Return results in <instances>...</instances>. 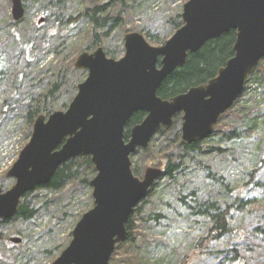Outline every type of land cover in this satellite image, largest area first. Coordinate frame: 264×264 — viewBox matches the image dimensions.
Instances as JSON below:
<instances>
[{
    "label": "water",
    "instance_id": "obj_1",
    "mask_svg": "<svg viewBox=\"0 0 264 264\" xmlns=\"http://www.w3.org/2000/svg\"><path fill=\"white\" fill-rule=\"evenodd\" d=\"M23 14L21 0H11L12 18L18 21ZM180 16L181 26L161 45L131 31L124 35L120 58L108 57L102 47L77 55L73 65L87 71L86 78L66 109L35 119L28 142L6 172L13 183L5 190L0 185L2 220L15 216L21 197L48 184L63 163L90 157L92 206L50 264H110L116 245L128 237L133 208L163 175L162 169L147 167L141 178L136 176L130 156L147 148L160 128L173 126L176 115H181L182 142L208 137L264 58V0H186ZM231 30L233 56L215 77L170 99L158 96L164 79L185 64L189 53ZM138 111L145 117L125 139V126ZM21 240L9 238L14 244Z\"/></svg>",
    "mask_w": 264,
    "mask_h": 264
},
{
    "label": "rangeland",
    "instance_id": "obj_2",
    "mask_svg": "<svg viewBox=\"0 0 264 264\" xmlns=\"http://www.w3.org/2000/svg\"><path fill=\"white\" fill-rule=\"evenodd\" d=\"M21 2L24 7V14L23 20L17 26V31L24 34L25 30L35 23L40 11L36 10L38 0H21ZM184 2V0H143L125 21L124 29L131 31L143 29L153 40H149L150 44L161 45L174 33L170 18L173 14L182 12ZM84 5L85 3H81L80 7ZM11 18V0H1L0 42L7 41L10 43L6 46L9 64L11 66L12 63L15 72L20 71L24 75L20 92L25 95L34 91L46 93L47 87L44 85L36 87L38 78L34 79L33 76L38 72H40L39 78L52 76V71L45 73L46 69H43L51 58L48 55L49 51H47L49 47L44 46L42 50H34L31 58L29 56V58L20 60L16 55L13 56L15 40L13 38L10 40L11 34L7 32L9 28L4 27ZM43 31L44 29H41L39 35ZM87 32L88 27L85 24L79 29L69 32L60 42L54 40L53 46L58 44V50L61 51L59 61L56 64L67 65L72 60L74 63L77 55L83 52ZM106 40L109 47L115 52L116 58L114 59L120 58L124 52L121 28L116 27L110 30ZM62 60L63 62L60 63ZM262 61L260 67H256L246 82L245 94L241 97L242 102L240 100L233 105L234 113L225 112L222 118L218 120L215 125L216 130L214 131V127L213 132L201 141L204 142V146L201 143L198 145L199 147L203 146L204 151L194 152L191 159L183 162V166L186 168L184 171H176L174 178L169 180L164 175L165 159L163 156L174 153L177 157V147L181 141L182 121L180 116L172 128L158 130L152 136L147 148H139L130 156L131 168L136 169V176L141 178L147 167L160 168L163 170V175L152 185L147 196H144L133 208V210L136 208V211L133 213L134 215L132 214L131 219L134 225L132 235L126 241L116 245L111 264H179L184 257L190 254L197 238L205 235L208 218L193 213L192 205L194 204L191 202V196L187 197L186 202H180L178 192L183 184V187L193 190V196L199 201L207 197H218L219 200L223 201L227 198L224 185L235 188V186L243 183L246 184L243 192L246 199L245 203L254 204L261 198L264 193V162L259 169L257 168L259 160L264 154V137L260 139V127L255 131H249V124H252V119L248 117V113L251 104L254 105L255 101L264 102V59ZM51 64L54 65L55 63L52 62ZM52 67L51 70L54 69ZM79 70L82 71V74L77 75L79 81L76 85L87 76V71ZM15 72L13 70V75ZM63 94L61 92L55 95L54 101L57 104H66V107L55 110H64L68 107L72 98L69 99ZM11 95H13V91L9 84L0 87V102ZM240 109L243 111L239 112ZM17 112L19 114L14 117ZM23 117V110H15L9 118L0 120V180L6 177V172L15 162L19 151L30 137L27 132V125L22 122ZM219 148L222 150H218ZM254 170L258 171L254 180L250 181V173ZM209 172L211 174L208 176ZM5 186L8 188L11 184ZM51 195L52 193L47 194L46 198L52 197ZM89 197H91L90 186L89 189H83L78 194L71 206L69 204L64 205V208L68 210V218L63 223L58 222L56 228L61 229V231L56 242L45 240L42 236L39 242H36L39 256L29 259L26 264H50L54 260L52 257L58 253L55 249L57 244L67 243L68 239L70 241L71 237L69 236H71L70 233L75 225L73 222L91 208L92 199L90 200ZM235 209L232 219L234 226L250 228L257 212L250 211L245 205ZM55 214L58 213L55 212ZM55 214H47L40 220L41 230L58 221ZM150 214H159V218H151ZM10 228L4 234L8 237L15 236V224L11 225ZM39 230L36 227L30 229L27 234L34 237ZM254 241L236 244L231 236H225L210 243L207 250L214 252L236 248L238 253L247 259L254 257L255 263L252 264H264V252L262 250L255 254L257 247ZM45 249L50 250L51 254L44 255ZM224 263L225 259L216 253L195 259V264Z\"/></svg>",
    "mask_w": 264,
    "mask_h": 264
},
{
    "label": "trees",
    "instance_id": "obj_3",
    "mask_svg": "<svg viewBox=\"0 0 264 264\" xmlns=\"http://www.w3.org/2000/svg\"><path fill=\"white\" fill-rule=\"evenodd\" d=\"M142 1L38 0L36 10L40 11L39 16L36 18L35 23L25 30L24 34L17 31V26L21 23L23 17L18 21L11 18L10 22H7L4 27L9 28L7 32L11 34L10 40L12 38L15 40L12 55H16L20 60L22 58H29V56L31 58L34 50H42L44 46L49 47L47 51H49L48 55L51 58L47 61L43 69H46L44 71L45 73L52 71V76L39 78L40 72L33 76L34 79L38 78L36 87L39 85L47 87L46 93L34 91L28 95L23 94L20 92V89L24 75L20 71L15 72L12 63L11 66L9 64V55L6 46L10 45V43L7 41L0 42V87L9 84L13 91V95L0 102V120L9 118L15 110H23L24 117L22 122L27 125V132L30 135L32 125L39 115L47 116L55 109L65 108L66 104L61 105L55 103V95L62 92L69 99L73 98L72 96L77 90L76 84L79 81L77 75L82 74V71L74 67L73 60L67 65L61 66V64H56L59 61L61 51L58 50V44L55 47L53 46L54 40L60 42L69 32L75 31L86 24L88 27V35L83 51L92 52L96 48L102 47L108 57L116 58L115 52L109 47L106 40L108 32L116 27L121 28L123 45L124 35L131 32V30L124 29L125 21L132 15L135 7ZM81 3H85V5L80 7ZM40 19H42V22H39ZM170 23L174 31L178 29L182 24L180 13L173 14L170 18ZM41 29H44V31L39 35ZM137 32L142 33L147 41H153L145 30L139 29ZM235 37V31H228L217 38L206 41L197 52L189 53L185 64L175 69L174 72L164 79L157 91L158 96L162 99H170L177 94L185 92L190 87L204 84L215 77L219 68L224 66L227 60L233 56ZM62 44L64 43L62 42ZM262 60L258 63L257 67H260L263 63ZM52 62L55 64L52 65ZM62 62L63 60L60 61V63ZM51 65L54 67L53 70H51ZM13 70L15 72L14 75ZM53 77L54 80H52ZM250 77L251 75L248 79ZM240 100L242 102L241 98L236 102L238 103ZM233 105L226 112L234 113ZM242 111L243 109L239 110V112ZM18 114L19 112L15 113L14 117ZM179 116L176 115L174 117V123ZM144 117L145 112L142 111H138L131 116L125 126V139L129 138L130 129L140 123ZM248 117L253 120V122L251 120L252 124H249V131H255L260 127V139H262L264 137V102L255 101L254 105L251 104ZM164 129L167 128H161L160 130ZM201 141L190 144L180 141L176 152L177 157L174 153H168L163 156L165 159L164 175L168 180L174 178L176 171H184L186 169L183 166V162L191 159L194 152L204 151V142ZM200 143L203 145L202 147L198 146ZM218 150L222 149L219 148ZM263 162L264 154H262L259 160L257 169L261 167ZM132 171L134 174H137L136 169H132ZM257 171L254 170L250 173V181L254 180ZM94 174L95 168L91 163L90 157L80 155L63 163L56 170L48 184L36 187L34 190L25 193L20 199L16 215L7 220L0 219V264H26L29 259L38 257L37 243L42 236H44L45 240L56 242L61 231V229L56 228L58 222L63 223L68 218V210L64 208V205L69 204L71 206L83 189H89V181ZM210 174L209 172L208 176ZM12 182V178L4 177L0 180V185L5 190L7 189L5 185L9 186ZM183 185L180 186L181 189L178 192V199L180 202H186L187 197L191 196V202L194 204L192 205L194 209L193 213L206 216L208 218V225L205 235L197 238L190 254L184 257L179 264H195V259H201L212 253H216V255L225 259L224 264H252L255 261L254 257L247 259L239 254L236 248L222 249L214 252L207 250L210 243L218 241L225 236H231L236 244H243L245 241L253 242L256 239L254 241L257 247L255 254H258L262 250L264 252V193L256 203H245V194H243L244 187L246 186L245 183L235 186V188L224 185L227 197L225 200L221 201L218 197H207L199 201L193 196V190H188ZM51 193L52 197L46 198V195ZM89 199L91 200L92 198L89 197ZM243 205L248 207L250 211L254 210L257 212L253 225L250 228H237L232 221L234 218L233 212L236 210L235 208ZM135 211L136 208L126 223L128 230L127 239L131 237L134 229L131 219ZM55 212L58 214H55ZM50 213L55 214L56 220L58 221L53 223L52 226H46L44 230H41L40 220ZM150 217L158 219L159 214H150ZM13 224H15L16 228L14 233L22 239L18 244L10 242L9 238L11 236L8 237L4 234L8 229H11L10 227ZM36 227L40 230L38 233H35L34 237L27 234L30 229ZM67 243H58L55 247L57 249L56 251L58 253L61 252ZM43 254L50 255L51 252L45 249ZM111 259L112 256L110 258V264Z\"/></svg>",
    "mask_w": 264,
    "mask_h": 264
},
{
    "label": "built area",
    "instance_id": "obj_4",
    "mask_svg": "<svg viewBox=\"0 0 264 264\" xmlns=\"http://www.w3.org/2000/svg\"><path fill=\"white\" fill-rule=\"evenodd\" d=\"M243 96V95H242Z\"/></svg>",
    "mask_w": 264,
    "mask_h": 264
}]
</instances>
